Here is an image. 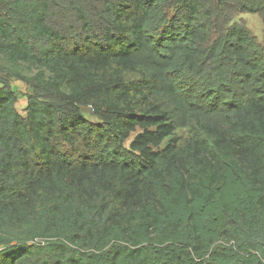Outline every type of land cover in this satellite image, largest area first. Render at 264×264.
<instances>
[{
  "label": "trees",
  "instance_id": "obj_1",
  "mask_svg": "<svg viewBox=\"0 0 264 264\" xmlns=\"http://www.w3.org/2000/svg\"><path fill=\"white\" fill-rule=\"evenodd\" d=\"M239 13L264 0H0V264H264Z\"/></svg>",
  "mask_w": 264,
  "mask_h": 264
},
{
  "label": "rangeland",
  "instance_id": "obj_2",
  "mask_svg": "<svg viewBox=\"0 0 264 264\" xmlns=\"http://www.w3.org/2000/svg\"><path fill=\"white\" fill-rule=\"evenodd\" d=\"M234 22L242 23L245 25L250 32L253 34L255 37L256 41L264 45V24L261 20V17L258 14L255 13H239L237 14L234 19ZM12 88L15 92L21 93L22 95L18 99L16 103V108L19 112L24 113V106L26 103V97L27 94L29 93V88L25 83H22L19 80H12ZM83 115L85 118H87L90 121H95L96 118L93 116L91 110L89 108H84L83 109ZM178 135H184L183 130L178 131ZM133 138V135L126 141V145H129L130 140Z\"/></svg>",
  "mask_w": 264,
  "mask_h": 264
}]
</instances>
